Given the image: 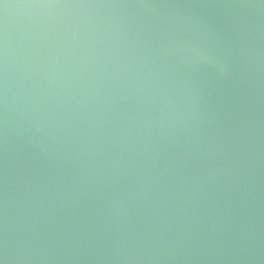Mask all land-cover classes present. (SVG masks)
Listing matches in <instances>:
<instances>
[{
	"label": "water",
	"instance_id": "obj_1",
	"mask_svg": "<svg viewBox=\"0 0 264 264\" xmlns=\"http://www.w3.org/2000/svg\"><path fill=\"white\" fill-rule=\"evenodd\" d=\"M0 264H264V0H0Z\"/></svg>",
	"mask_w": 264,
	"mask_h": 264
}]
</instances>
